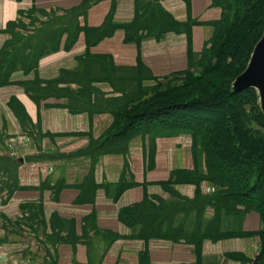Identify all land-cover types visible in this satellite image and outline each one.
Listing matches in <instances>:
<instances>
[{"label":"crops","instance_id":"1","mask_svg":"<svg viewBox=\"0 0 264 264\" xmlns=\"http://www.w3.org/2000/svg\"><path fill=\"white\" fill-rule=\"evenodd\" d=\"M221 16L213 0H0V56L20 59L0 70V264H250L258 236L205 239L198 258L184 240L121 221L215 193L195 182L206 170L188 132L143 128L118 151H95L116 112L196 65ZM214 215L206 206L202 220ZM222 227L261 224L251 211Z\"/></svg>","mask_w":264,"mask_h":264},{"label":"trees","instance_id":"2","mask_svg":"<svg viewBox=\"0 0 264 264\" xmlns=\"http://www.w3.org/2000/svg\"><path fill=\"white\" fill-rule=\"evenodd\" d=\"M213 3L221 8L222 16L215 24V31L210 41L212 50L215 47L213 44L219 37L222 22L229 15L232 21L223 34L220 49L215 53L216 63L212 66L217 72L224 73L231 63L228 58L232 59L239 55L238 47L234 50L231 47L235 42L241 45L248 40V37L255 36L256 32H260L257 40L260 39L264 30V0H213ZM6 54L2 53L0 56V70L4 68L3 60L6 62L7 70L12 69L15 62L20 60L17 54L12 59L8 58L9 63H7L6 57L4 59ZM217 62L222 64L216 67ZM190 69L177 77L191 76ZM6 82L5 78L0 84ZM159 87L160 85L155 91ZM225 88L211 93L208 102L209 106L219 107L221 104L225 106L230 116L228 114L226 117L222 116L224 120L221 116L217 121L210 122L193 117L190 119V124L183 126L171 121L183 116L176 114L178 109L166 106L165 103L160 104L164 99L157 98L149 104L142 101L141 109L136 113H134L135 108L131 107L127 112L124 109L114 114L116 131L111 136H106L100 148L95 151L100 153L109 150L118 151L143 128L150 130L154 128L163 132H188L193 141L194 157L196 160L203 158L206 170L205 175L199 174L197 176L199 180L195 182L200 180L209 182L215 188V193L208 197L197 192L195 199L184 202L179 210L176 207L167 211L145 210L140 207L124 210L121 213V221L131 227L138 225V234L142 237L158 236L173 241L184 240L195 247L198 258L205 239L217 241L230 237L258 236L260 251L252 260V264H264V113L259 106L257 92L253 88L241 91H234L231 86ZM159 96L164 97L162 93ZM169 100L167 99L166 102ZM130 110L134 114H129ZM159 117L165 118V121L160 122L162 127L158 124L148 126L145 123L150 120L155 121ZM224 123L227 124L226 128ZM206 206L213 207L215 211L214 218L209 222L202 220V212ZM251 211L259 215L261 221L259 231L244 233L223 229V217ZM191 215L194 216L195 223L192 228L186 230L184 224ZM227 258L244 260L239 254H231ZM200 263L196 262V264Z\"/></svg>","mask_w":264,"mask_h":264},{"label":"rangeland","instance_id":"3","mask_svg":"<svg viewBox=\"0 0 264 264\" xmlns=\"http://www.w3.org/2000/svg\"><path fill=\"white\" fill-rule=\"evenodd\" d=\"M232 23L230 15L222 22V25L219 28V37L217 41L213 44L215 46L212 50L211 44L209 43L205 47V52L200 56L198 62L195 66H193L189 74L191 76L184 77V78H178L175 77L173 80L162 84L157 91L155 89L151 90L149 93H143L140 92L139 96L140 99L138 101L134 100L133 105L131 104L126 108V112L129 108H135V112H138V110L141 109V102L145 101V104L151 101H155V99L160 98L164 99V102L160 104H166V106L173 107L178 109L176 111V114L179 113V115L183 116L179 118L178 120H171L173 123H179V125H188L191 122L190 119L193 117L195 118H203L205 120L210 121H217L218 118L221 116L222 120H224V117L228 114L230 116V112L221 104V106L217 105H208L209 102V95L211 93H215L216 90H224L225 87H233V83L235 82L236 78L239 77L246 69V67L249 64L251 55L253 53V50L255 48V45L258 43L260 39L257 40L258 35H260V32H256L255 36L248 37L246 42L241 43V45H238L236 42L231 46L232 50H234L236 47H238L239 55L235 56V58H228L231 63L229 64V68L226 72L221 73L217 72L212 66L216 63V52L220 49L221 43H222V37L225 33V30L230 27V24ZM31 31V25L28 26L27 29L24 30V32H30ZM264 31V30H263ZM263 34V32H262ZM261 34V37H262ZM260 37V38H261ZM257 41V42H256ZM29 42V40H25L24 44ZM256 42V43H255ZM255 43V44H254ZM252 51V52H251ZM226 62V61H225ZM222 62H217V66L221 65ZM165 85V86H164ZM209 85V86H208ZM154 91V92H153ZM256 91V90H255ZM162 93L164 97H160L159 95ZM258 95V93H257ZM169 100V102H166V100ZM259 100V96H258ZM162 106V105H160ZM178 106V107H177ZM216 106V107H215ZM132 110L129 111V114H134ZM224 116V117H222ZM169 120V119H167ZM150 120L146 121L145 123L148 126H152L153 124H158L160 127H162V124L160 122L165 121L164 117H159L158 119H155V121ZM227 122V121H226ZM197 123V122H194ZM225 127L226 128V123ZM153 128V127H152ZM261 224V221H260ZM237 260V259H234ZM244 261H246L244 259ZM226 262V260H224ZM211 264H215L212 262ZM252 264V261L250 262Z\"/></svg>","mask_w":264,"mask_h":264},{"label":"water","instance_id":"4","mask_svg":"<svg viewBox=\"0 0 264 264\" xmlns=\"http://www.w3.org/2000/svg\"><path fill=\"white\" fill-rule=\"evenodd\" d=\"M234 91L248 88L256 90L259 96V106L264 113V31L255 45L248 66L233 83Z\"/></svg>","mask_w":264,"mask_h":264},{"label":"built area","instance_id":"5","mask_svg":"<svg viewBox=\"0 0 264 264\" xmlns=\"http://www.w3.org/2000/svg\"><path fill=\"white\" fill-rule=\"evenodd\" d=\"M6 148L8 150L7 153H8L9 157L16 158L18 156V154H17L18 151H16V149H15V140L14 139L10 140V142H8L6 144Z\"/></svg>","mask_w":264,"mask_h":264}]
</instances>
